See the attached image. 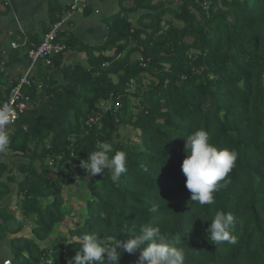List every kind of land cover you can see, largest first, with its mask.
Masks as SVG:
<instances>
[{"label":"trees","instance_id":"trees-1","mask_svg":"<svg viewBox=\"0 0 264 264\" xmlns=\"http://www.w3.org/2000/svg\"><path fill=\"white\" fill-rule=\"evenodd\" d=\"M127 1L109 18L102 44L63 41L59 33L66 51L85 52V63L63 68L64 51L23 87L28 108L0 159V240L16 235L11 264H69L84 233L95 229L114 244L128 239L125 227L139 234L144 225L181 235L185 264H264V0ZM31 48L13 51L10 63ZM18 80L0 73V104ZM129 127L137 141L122 139ZM196 129L238 153L212 205L191 201L181 170L184 137ZM102 142L127 154L116 183L109 170L89 177L80 167ZM10 184L20 219L2 205ZM74 184L87 197L78 225L68 226ZM217 211L234 215L236 244L207 237ZM31 219L34 240L18 237ZM119 252L120 264H138L139 252Z\"/></svg>","mask_w":264,"mask_h":264},{"label":"clouds","instance_id":"clouds-1","mask_svg":"<svg viewBox=\"0 0 264 264\" xmlns=\"http://www.w3.org/2000/svg\"><path fill=\"white\" fill-rule=\"evenodd\" d=\"M14 120L13 107L8 103L0 104V159L7 153L10 126ZM184 139L186 156L181 170L186 177L185 186L191 194L190 199L201 206L212 205L213 193L226 187L221 181L235 166L238 153L235 149H218L211 142L209 131L204 129H196ZM126 155L123 150H114L111 143H98L96 150L80 160V167L89 177L109 170L111 180L116 183L127 171ZM193 224H189L188 231ZM233 232L234 215L224 211H217L206 229L207 237L216 245L225 242L236 244L237 237ZM121 234H127L128 239L112 244L101 238L95 229L84 233L80 237L77 254L69 264H120V249L129 255L139 252L138 264H185L184 239L179 234L169 236L158 226L151 225H144L139 234L125 227Z\"/></svg>","mask_w":264,"mask_h":264},{"label":"crops","instance_id":"crops-1","mask_svg":"<svg viewBox=\"0 0 264 264\" xmlns=\"http://www.w3.org/2000/svg\"><path fill=\"white\" fill-rule=\"evenodd\" d=\"M120 0H79L76 10L71 11L72 0H0V55L4 50L8 55L4 58L7 66H5L6 76L11 80H18L28 70L30 63L25 55L19 56L16 62L10 63L13 51H19L26 46H37L42 40L44 34L50 29L53 23L59 22L69 12L70 16L66 22L61 25V39L73 37L80 44L86 46H96L102 44L107 32V22L110 17L115 15L120 9ZM133 0L127 1L126 6H132ZM158 0H153L157 3ZM55 13V15H51ZM140 12H136L131 20L136 21ZM58 21H55L56 18ZM16 37L14 40L13 37ZM63 36V37H62ZM27 44L19 49H12L11 42ZM3 59V56H2ZM86 62L85 52H76L68 49L65 51L62 67H69L76 64L77 60ZM80 63V62H78ZM37 68L36 74L39 69ZM11 188V187H10ZM10 194L2 200V205L9 207L18 219L21 218L20 209H15L7 203L8 198H16V193L10 189ZM73 209V207H71ZM71 212V211H70ZM71 215V214H70ZM16 235H7L0 240V264L5 260L12 259V251L10 249V241ZM30 240H34L32 233V225L29 221L23 223L21 231L17 235ZM53 239L44 244L50 245Z\"/></svg>","mask_w":264,"mask_h":264},{"label":"built area","instance_id":"built-area-1","mask_svg":"<svg viewBox=\"0 0 264 264\" xmlns=\"http://www.w3.org/2000/svg\"><path fill=\"white\" fill-rule=\"evenodd\" d=\"M79 5V0H72L71 3V11H74L77 9ZM206 5V3H204ZM70 16L69 12L66 13V16L62 18L59 22L53 23L50 27V29L44 34L42 40L37 46H34L26 53V58L28 62L30 63V66L26 73L19 78L17 84L12 87V89L9 91V94L7 96V100L5 103L10 104L15 113V120L13 124L10 126L11 132L13 131V126L16 124L17 119L19 118V115L22 114L24 111L28 108V97H26L23 93V87L24 86H30L32 84V78L36 74L38 67L41 68H47L51 66L52 59L58 56L59 54L66 51V44L58 39V35L61 32V25L62 23L66 22L68 17ZM27 44L26 40L22 42V44H18L16 42H11L10 47L12 49H19L20 47H23ZM8 55L7 51L4 50L2 52V62H1V68L0 73L5 72V60L4 58ZM3 103V104H5ZM112 106V105H111ZM117 106H115L116 108ZM107 108H110V104H108L105 107V110ZM97 118H91L88 123H92L96 121ZM3 264H11V260H5Z\"/></svg>","mask_w":264,"mask_h":264},{"label":"rangeland","instance_id":"rangeland-1","mask_svg":"<svg viewBox=\"0 0 264 264\" xmlns=\"http://www.w3.org/2000/svg\"><path fill=\"white\" fill-rule=\"evenodd\" d=\"M167 18H171L170 16H167ZM175 24L177 26H182V23H179V22H175ZM189 41H191L190 39H188ZM137 58V56H136ZM78 62L80 63H83L84 61L83 60H77ZM76 62V63H78ZM149 78H146L145 81H148ZM120 134H121V137L124 141H137V132L135 130H132L130 127L129 128H121V131H120ZM19 160H21V157L18 156V157H10L9 158V164H11L12 162H18ZM12 161V162H11ZM16 170L13 171V174L17 176V173L15 172ZM21 180V177L18 176L17 177V182ZM10 187L12 189L13 192H15L17 194V185L16 184H10ZM86 189V188H85ZM85 189H82V186L79 185V184H74L72 189L69 191V195H68V201L69 203H71V207H74V210L76 211V214H73L72 212H70V216H69V224L68 226H76L78 225V220L80 219V215H78V211H80L84 204L83 202L85 201V198L87 197V190L84 191ZM7 203L12 206L16 211V210H19L20 207H19V202L18 200H16V198H8L7 199ZM71 211H73V209H71ZM34 220L31 219L29 220V224L33 226V223ZM62 231H66V228H67V225H63L62 227ZM39 245H42L41 243H38Z\"/></svg>","mask_w":264,"mask_h":264}]
</instances>
